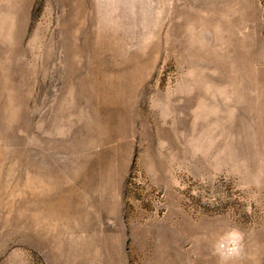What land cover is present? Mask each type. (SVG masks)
I'll return each mask as SVG.
<instances>
[{"label":"rangeland","instance_id":"obj_1","mask_svg":"<svg viewBox=\"0 0 264 264\" xmlns=\"http://www.w3.org/2000/svg\"><path fill=\"white\" fill-rule=\"evenodd\" d=\"M0 264H264V0H0Z\"/></svg>","mask_w":264,"mask_h":264}]
</instances>
